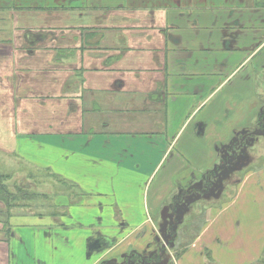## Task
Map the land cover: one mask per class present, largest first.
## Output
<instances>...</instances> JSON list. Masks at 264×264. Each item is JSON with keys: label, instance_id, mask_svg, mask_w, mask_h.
I'll list each match as a JSON object with an SVG mask.
<instances>
[{"label": "crops", "instance_id": "0c3cea01", "mask_svg": "<svg viewBox=\"0 0 264 264\" xmlns=\"http://www.w3.org/2000/svg\"><path fill=\"white\" fill-rule=\"evenodd\" d=\"M73 1L78 17L59 25L55 40L30 50L13 32L0 42V148L18 157L24 150L26 163H55L56 178L80 184L104 211L129 210L134 230L111 249L132 250L144 226L152 246L170 200L212 172L264 109V0ZM254 174L250 186L264 191V170H252L242 192ZM237 202L205 208L206 226L170 264H188V255L205 264V252L214 258L215 249H228L221 224L232 225L228 207ZM117 223L103 239L115 237ZM37 240V230L26 231V246ZM12 256L8 243L0 245V264H24Z\"/></svg>", "mask_w": 264, "mask_h": 264}, {"label": "rangeland", "instance_id": "374dc122", "mask_svg": "<svg viewBox=\"0 0 264 264\" xmlns=\"http://www.w3.org/2000/svg\"><path fill=\"white\" fill-rule=\"evenodd\" d=\"M53 3L54 0H0V42H7L13 32L18 35L15 40L20 46L21 42H25L24 46L26 42L33 46L30 50L45 45L48 36L55 40L60 29L58 26L69 28L74 25L78 12L71 10L75 3L73 0H61L57 6ZM84 15L89 16L88 13ZM71 36L68 35V39ZM256 123L234 139L236 151L228 149L224 161L220 159L212 172L202 174L192 184L193 187L175 194L160 214L159 234L157 238H152V246L151 239L145 237L147 234L151 236L150 229L146 226L138 230L139 226L135 228L137 246L133 242L132 250H126L124 244L116 250L111 249V246L121 244L122 233L134 230L133 226H127L128 214L132 215L129 210L123 207L126 210L124 213L114 207L104 211L103 202L96 195L83 191L80 184L70 178H56L55 163L45 159L39 163L37 158L34 160L36 163H26L24 150H19L21 154L18 157L0 148V177L7 179L4 183L6 188L18 195V201L13 202L10 209L0 202V245L8 243L12 255H15L13 260L17 262L20 259L24 264H36L39 259L52 264H90L95 259L90 257L97 254L100 257L96 264H170L172 258L177 259L190 247L201 228L206 226L205 208L227 206L239 196V202L228 207L229 212L235 213L232 225L221 224V227L227 226L231 236L230 247L215 249L214 258L210 252H205L204 262L215 264L212 261L219 257L217 264H248L250 258L252 260L253 255L261 251V258L256 263L264 264L261 249L264 242V191L250 186L257 183L256 174L243 192V188L238 186L248 172L264 170V118L260 117ZM257 133L261 136L258 137ZM259 180L264 181V176ZM94 197L97 201L89 200ZM109 202L106 205L109 206ZM116 202L118 199L112 198L111 204ZM237 212L246 222L240 223ZM112 220L118 222L112 229L115 235H110L115 236L113 241L103 239L104 233H108L109 227L113 226V223L109 226ZM194 223L198 228L193 227ZM31 230H37L38 240L29 247L26 246V231ZM145 244L147 246L143 247ZM144 248L152 252L149 254ZM107 251H110L109 255L101 257ZM33 258L37 261L32 262ZM200 261L201 258L194 259L188 255V264H202Z\"/></svg>", "mask_w": 264, "mask_h": 264}, {"label": "trees", "instance_id": "16d2710c", "mask_svg": "<svg viewBox=\"0 0 264 264\" xmlns=\"http://www.w3.org/2000/svg\"><path fill=\"white\" fill-rule=\"evenodd\" d=\"M5 179L4 177H0V202L6 206V208L10 209L13 207V202L18 201V195L12 192V190H8L5 186ZM18 194H21V191L18 190ZM193 227L198 228V225L195 223L193 224Z\"/></svg>", "mask_w": 264, "mask_h": 264}, {"label": "flooded vegetation", "instance_id": "af4514ba", "mask_svg": "<svg viewBox=\"0 0 264 264\" xmlns=\"http://www.w3.org/2000/svg\"><path fill=\"white\" fill-rule=\"evenodd\" d=\"M262 111H263V110H262ZM263 115H264V113H261V116H260V117H261V118H264ZM260 117H258V119H260ZM258 119H257V121H258ZM258 123H259V122H258ZM256 124H257V123H255V125H256ZM263 126H264V123H263L262 127H263ZM262 127H261V130H262ZM256 135H258V137L261 136V135L258 134V133H257ZM243 141H244V140H243ZM241 142H242V141H241ZM243 143H244V142H243ZM235 145H236V140H235V141L232 143V145H231V147H232L231 149H232L233 151H236V150L234 149V146H235ZM224 159H225V158H224ZM224 159H222V160L224 161ZM222 160H221V161H222Z\"/></svg>", "mask_w": 264, "mask_h": 264}]
</instances>
